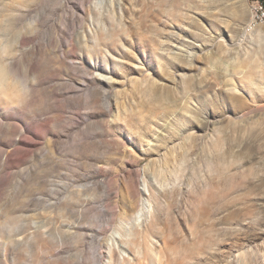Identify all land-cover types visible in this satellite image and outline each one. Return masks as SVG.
Returning a JSON list of instances; mask_svg holds the SVG:
<instances>
[{
  "label": "rangeland",
  "instance_id": "1",
  "mask_svg": "<svg viewBox=\"0 0 264 264\" xmlns=\"http://www.w3.org/2000/svg\"><path fill=\"white\" fill-rule=\"evenodd\" d=\"M259 26L258 0H0V264H264Z\"/></svg>",
  "mask_w": 264,
  "mask_h": 264
},
{
  "label": "bare ground",
  "instance_id": "2",
  "mask_svg": "<svg viewBox=\"0 0 264 264\" xmlns=\"http://www.w3.org/2000/svg\"><path fill=\"white\" fill-rule=\"evenodd\" d=\"M256 32L261 38V41L264 42V26H259L256 29ZM241 73H243L242 77L246 78L247 84L252 91H261L264 93V88L262 87V82H264V60L262 58H256L255 55L247 57L243 63V66L238 67L237 74ZM186 79L187 76L183 78L184 81ZM235 85V82H232L228 83L227 87L232 91H236L237 87Z\"/></svg>",
  "mask_w": 264,
  "mask_h": 264
},
{
  "label": "trees",
  "instance_id": "3",
  "mask_svg": "<svg viewBox=\"0 0 264 264\" xmlns=\"http://www.w3.org/2000/svg\"><path fill=\"white\" fill-rule=\"evenodd\" d=\"M261 3L262 8L264 9V0H258Z\"/></svg>",
  "mask_w": 264,
  "mask_h": 264
}]
</instances>
